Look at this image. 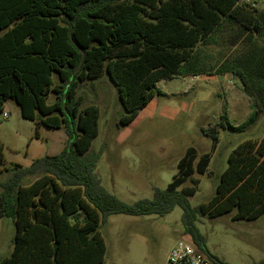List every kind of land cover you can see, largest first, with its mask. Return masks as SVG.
Listing matches in <instances>:
<instances>
[{
	"label": "trees",
	"instance_id": "1",
	"mask_svg": "<svg viewBox=\"0 0 264 264\" xmlns=\"http://www.w3.org/2000/svg\"><path fill=\"white\" fill-rule=\"evenodd\" d=\"M4 1L16 12L13 45L29 41V55L18 58H31L40 75L2 71L0 113L13 100L37 131L63 129L68 143L60 154L38 158L30 167L14 165L2 184L0 219H11L16 231L13 251L0 264H103L107 246L100 228L110 216H164L178 206L193 245L216 264H228L210 254L194 222L198 215L248 221L264 216V136L235 147L208 202L193 208L190 199L200 185L194 176L207 173L217 148V127L242 132L264 111V46L258 41L264 38V10L244 0ZM226 31L235 43L246 39V49L207 65L200 47L216 43ZM105 74L123 106L121 126L163 95L158 82L176 77L239 78L253 99V112L240 126L221 123L205 130L211 150L198 159L196 148H188L167 189L130 205L108 192L96 173L99 155L90 149L99 133V107L81 109V84ZM188 182L191 186L182 188Z\"/></svg>",
	"mask_w": 264,
	"mask_h": 264
},
{
	"label": "rangeland",
	"instance_id": "2",
	"mask_svg": "<svg viewBox=\"0 0 264 264\" xmlns=\"http://www.w3.org/2000/svg\"><path fill=\"white\" fill-rule=\"evenodd\" d=\"M259 8L264 10V0ZM14 12L11 4L0 0V77L2 71L6 74L13 69L40 75L39 66L31 58H18L29 55L30 47L29 41L20 48L13 45ZM258 41L264 46V38ZM234 43L226 31L217 37L216 43L201 46L205 63L217 66L247 47L246 39ZM157 87L163 95H156L127 126L118 125L124 110L118 90L106 74L84 82L79 89L84 98L82 110L90 105L100 109L99 133L90 149V154L99 155L96 173L108 192L130 205L152 200L157 189H167L188 148H196L198 159L208 153L212 138L205 130L221 123L240 126L253 112V99L245 93L243 82L230 74L200 76L195 80L176 77L161 80ZM54 99L50 95L49 103ZM4 111L8 117L3 118L0 113V147L4 155L0 163V193L2 184L12 176L14 165L30 167L38 158L60 154L68 143L63 129L40 127L37 131L35 122L23 118L13 100L6 102ZM217 132L219 142L207 173L194 176L200 185L190 199L193 208L208 202L215 194L219 176L227 168L228 157L235 147L247 139L264 136V111L242 132L221 126ZM190 186L188 182L182 188ZM183 214L184 210L178 206L164 216H110L100 228L107 246L103 264H165L177 243L194 244ZM194 226L205 238L210 254L221 261L264 264V216L248 221L232 220L228 215L214 219L198 215ZM15 231L11 219H0V260L12 253Z\"/></svg>",
	"mask_w": 264,
	"mask_h": 264
},
{
	"label": "built area",
	"instance_id": "3",
	"mask_svg": "<svg viewBox=\"0 0 264 264\" xmlns=\"http://www.w3.org/2000/svg\"><path fill=\"white\" fill-rule=\"evenodd\" d=\"M261 0H244L246 4L258 8ZM231 78H234L231 75ZM230 83L232 81L230 80ZM3 118L8 117V113L3 111ZM165 264H216L215 261L200 251L191 242L177 243L169 253Z\"/></svg>",
	"mask_w": 264,
	"mask_h": 264
},
{
	"label": "crops",
	"instance_id": "4",
	"mask_svg": "<svg viewBox=\"0 0 264 264\" xmlns=\"http://www.w3.org/2000/svg\"><path fill=\"white\" fill-rule=\"evenodd\" d=\"M258 9L261 10V8H259L258 6ZM193 80L197 79V77H191ZM189 91V90H188ZM188 93V92H187Z\"/></svg>",
	"mask_w": 264,
	"mask_h": 264
}]
</instances>
